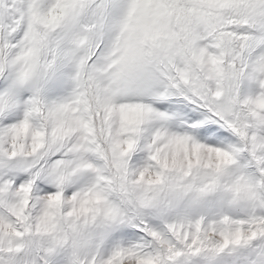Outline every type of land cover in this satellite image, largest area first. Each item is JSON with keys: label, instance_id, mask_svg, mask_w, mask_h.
Wrapping results in <instances>:
<instances>
[{"label": "snow or ice", "instance_id": "6c2138e0", "mask_svg": "<svg viewBox=\"0 0 264 264\" xmlns=\"http://www.w3.org/2000/svg\"><path fill=\"white\" fill-rule=\"evenodd\" d=\"M0 264H264V0H0Z\"/></svg>", "mask_w": 264, "mask_h": 264}]
</instances>
